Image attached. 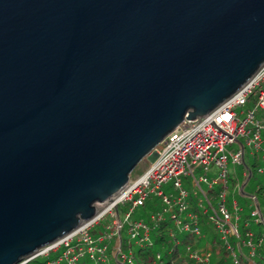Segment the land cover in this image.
Instances as JSON below:
<instances>
[{
	"label": "water",
	"instance_id": "water-1",
	"mask_svg": "<svg viewBox=\"0 0 264 264\" xmlns=\"http://www.w3.org/2000/svg\"><path fill=\"white\" fill-rule=\"evenodd\" d=\"M264 65V0H0V264L112 200Z\"/></svg>",
	"mask_w": 264,
	"mask_h": 264
},
{
	"label": "built area",
	"instance_id": "built-area-1",
	"mask_svg": "<svg viewBox=\"0 0 264 264\" xmlns=\"http://www.w3.org/2000/svg\"><path fill=\"white\" fill-rule=\"evenodd\" d=\"M251 105L247 112L239 109ZM245 115V117H243ZM249 150V152H247ZM244 167L241 179L230 181L228 163ZM258 162L264 177V65L231 98L210 114L185 120L142 162V170L111 201L97 206V214L57 242L40 249L19 264H80L89 258L94 264H134L133 248L154 245L152 233L168 224V235L179 245L190 236L186 255L198 264H210V248H196L203 238V219L208 222L230 253L231 264H256L257 247L253 233L244 240L240 234L243 208L237 196L251 201V217L264 225L256 192H249L252 172L248 165ZM184 179L194 189L184 187ZM171 185L172 191L164 187ZM259 188H257L258 190ZM160 201L161 209L148 221L132 220L149 198ZM123 209V213H122ZM126 232L129 251L123 250ZM234 239L235 245L231 243ZM55 259L47 260L51 255ZM161 254L157 255V260Z\"/></svg>",
	"mask_w": 264,
	"mask_h": 264
},
{
	"label": "trees",
	"instance_id": "trees-1",
	"mask_svg": "<svg viewBox=\"0 0 264 264\" xmlns=\"http://www.w3.org/2000/svg\"><path fill=\"white\" fill-rule=\"evenodd\" d=\"M252 177L248 183L247 189L249 192L255 193L256 198L261 209V212L264 217V177L260 176L257 173L258 162L256 160L252 161L248 165ZM251 183H254V186L250 187ZM257 188H259L257 190ZM240 203V206L243 208V213L241 215V227L240 234L242 239L246 240L247 233L251 232L254 236V241L256 244L259 243L261 238L264 239V225L254 223L253 218L251 217V201L240 196L236 197ZM145 212V216L141 217L140 220L148 221V216L151 213L159 211L161 209L160 201L156 198H149L146 205L140 208ZM168 224H164L160 227L159 230L152 233V239L154 245L151 248L140 249L133 248V261L134 264H198L195 261H192L186 255V248L188 245L193 243V239L190 236L182 238L179 245L175 244L172 238L168 235L167 228ZM202 233L203 238L198 239V243L195 245L196 248H210L212 251V258L210 264H231L230 253L227 251L226 246L223 242L220 241L218 235L215 233L211 225L203 219L202 223ZM231 243L235 245L234 239L231 240ZM123 250L128 249L125 239L122 237ZM161 254V259L157 260V255ZM57 255L53 254L47 260L55 259ZM46 260H38L33 264H39L45 262ZM256 264H264V241L263 244L257 247V257L255 259ZM80 264H94L90 261L89 258H86L80 262ZM110 264H118L116 261L111 258Z\"/></svg>",
	"mask_w": 264,
	"mask_h": 264
},
{
	"label": "rangeland",
	"instance_id": "rangeland-1",
	"mask_svg": "<svg viewBox=\"0 0 264 264\" xmlns=\"http://www.w3.org/2000/svg\"><path fill=\"white\" fill-rule=\"evenodd\" d=\"M250 108H251V105H248L246 107H243V108L239 109V112H241V111L247 112L248 110H250ZM243 117H245V115ZM247 152H249V150H247ZM142 166L143 165L141 164L137 168L136 173H138V172H140L142 170ZM228 173H229L230 181L234 182L236 179H238V178L241 179L242 178V174L244 173V167L235 166V165L232 164V161L230 160L229 163H228ZM133 175H135V172H134ZM252 186H254V183H251L250 187H252ZM184 187L187 190H189V191H192L194 189L193 183H191L190 181H188L186 179H184ZM164 190L166 192H168V193L171 192L172 191L171 185L170 184L166 185L164 187ZM123 212L124 211L122 209V213ZM143 216H145V212L143 210L139 209V210L136 211L135 215L132 217V220L133 221L134 220H140V218L143 217ZM122 236H123V238L125 239V241L127 243L128 241H127V235H126L125 231H123ZM128 251H129V249H127V250L125 249V252H128Z\"/></svg>",
	"mask_w": 264,
	"mask_h": 264
}]
</instances>
